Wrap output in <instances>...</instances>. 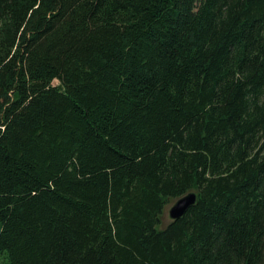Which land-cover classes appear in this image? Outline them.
Listing matches in <instances>:
<instances>
[{"label": "trees", "instance_id": "obj_1", "mask_svg": "<svg viewBox=\"0 0 264 264\" xmlns=\"http://www.w3.org/2000/svg\"><path fill=\"white\" fill-rule=\"evenodd\" d=\"M0 264H264V0H0Z\"/></svg>", "mask_w": 264, "mask_h": 264}, {"label": "water", "instance_id": "obj_2", "mask_svg": "<svg viewBox=\"0 0 264 264\" xmlns=\"http://www.w3.org/2000/svg\"><path fill=\"white\" fill-rule=\"evenodd\" d=\"M198 195L195 192H190L179 198L170 210L172 221L181 219L197 202Z\"/></svg>", "mask_w": 264, "mask_h": 264}, {"label": "rangeland", "instance_id": "obj_3", "mask_svg": "<svg viewBox=\"0 0 264 264\" xmlns=\"http://www.w3.org/2000/svg\"><path fill=\"white\" fill-rule=\"evenodd\" d=\"M55 84H58V82L56 81ZM196 193V192H195ZM177 200H171L169 205L166 207L164 214L161 217V224L158 225L157 229L158 230H163L165 229L172 221L171 217H170V210L171 208L174 206V204L176 203Z\"/></svg>", "mask_w": 264, "mask_h": 264}]
</instances>
